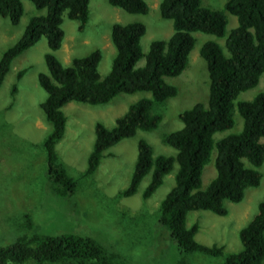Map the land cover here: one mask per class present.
<instances>
[{"label":"trees","instance_id":"16d2710c","mask_svg":"<svg viewBox=\"0 0 264 264\" xmlns=\"http://www.w3.org/2000/svg\"><path fill=\"white\" fill-rule=\"evenodd\" d=\"M29 1L37 9H45V13L30 17L20 38L3 51L0 85L12 60L44 37L49 49L44 54L46 72H39L37 81L46 93L39 107L50 131L37 147L45 154V186L60 200L76 193L80 179L93 175L107 148L135 135L137 130L149 131L159 125L162 116L156 108L177 94V88L166 78L179 75L186 67L195 43L192 33L199 31L222 37L227 24L224 11L236 17L237 24L225 39L227 54L213 40L205 41L199 49L208 75L207 103L197 102L181 111L178 114L181 127L163 136L162 141L174 148L175 154L153 155L151 145L139 139L129 183L116 197L133 195L150 172V180L141 192V198L146 200L162 184L164 175L175 162L174 185L156 210L157 224L162 232L184 253L222 256L221 264H263L264 199L258 203L252 219L239 230L241 248L237 252L224 254L223 246L199 243L195 239L199 224L195 221L187 226L186 216L193 210L226 215L225 201L239 202L247 187L259 185L258 167L264 160V143L260 141L264 136V91L250 100H237V96L254 87L264 71V0H225L223 9L207 8L201 0H161L160 16L172 21L173 32L165 40H152L145 54L140 45L145 33L143 23H113L109 37L115 55L103 78L98 72L99 49L74 57L69 66H63L52 53L62 43L63 13L78 21V29L82 30L88 20L89 0ZM106 1L128 13L148 11L145 0ZM23 10L22 0H0V17L8 18L12 25L19 22ZM142 58L143 64L137 65ZM27 69L23 67L18 71L17 80ZM16 91L14 83L11 97ZM139 91L149 95L131 103L116 118L113 127L100 121L94 124L95 138L87 166L78 177L72 176L55 149L66 126L62 106L70 101L105 104L120 93ZM234 109L242 118L241 130L215 140L216 132L233 126ZM212 150H215V176L206 188L200 189L202 170ZM77 212L78 209L70 214ZM26 219L21 235L0 246V264H126L116 253L87 235L74 231L51 234L40 231L31 215L27 214Z\"/></svg>","mask_w":264,"mask_h":264},{"label":"rangeland","instance_id":"374dc122","mask_svg":"<svg viewBox=\"0 0 264 264\" xmlns=\"http://www.w3.org/2000/svg\"><path fill=\"white\" fill-rule=\"evenodd\" d=\"M160 1L145 0L148 11L138 14L111 6L106 0H89L88 20L82 30L78 29V21L67 18L63 13L62 43L52 53L63 66H69L74 57L99 49L101 60L98 72L103 78L109 72L115 55L109 37L113 23H143L145 33L140 45L144 54L152 40H165L171 35L172 21L160 16ZM224 1L201 0V4L210 9H223ZM22 3L23 14L16 25H12L8 18L0 17V57L7 47L20 38L30 17L45 13V9H37L29 0H22ZM224 13L227 24L222 37L199 31L192 33L195 43L189 52L186 67L179 75L166 78L168 83L177 88V94L156 108L162 116L159 125L149 131L137 130L135 135L123 138L107 148L93 175L80 179L76 193L63 200L52 196L45 186V154L37 147L50 131V125L44 120L39 107L46 93L37 81L38 73L46 72L44 54L49 51L46 39L40 38L12 60L0 85V246L21 235L28 214L39 224L40 231L51 234L74 231L87 235L108 251L116 253L126 264L222 263V256L182 252L157 224V207L174 185L177 170L175 162L164 175L162 184L146 200L141 198V192L150 180V172L140 181L133 195L117 198L116 194L129 183L138 140H146L152 147L153 155H174V148L162 141L163 136L181 127L182 122L178 118L181 111L197 102L207 103L208 75L199 49L205 41L213 40L227 54L225 39L236 26L237 20L228 11ZM143 62L142 58L137 65ZM23 67L28 69L17 80V73ZM14 83L17 84V91L11 97L10 89ZM261 91H264V71L258 83L241 92L237 100H250ZM147 95V92L141 91L120 93L105 104L89 105L70 101L62 106L66 126L55 149L72 176L78 177L87 166V157L95 138L94 124L100 121L107 127H113L116 118L131 103ZM233 118V126L216 132L213 135L215 140L241 130L242 118L236 109ZM260 141L264 143V136ZM214 157L215 150H212L202 170L200 189L206 188L215 176ZM258 170L261 173L259 185L247 187L239 202L225 201L226 215L204 210L187 213V226L195 221L199 224L195 234L199 243L223 246L224 254L240 250L238 232L256 214L258 203L264 199V160ZM77 209L76 214H70Z\"/></svg>","mask_w":264,"mask_h":264}]
</instances>
